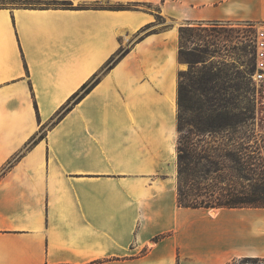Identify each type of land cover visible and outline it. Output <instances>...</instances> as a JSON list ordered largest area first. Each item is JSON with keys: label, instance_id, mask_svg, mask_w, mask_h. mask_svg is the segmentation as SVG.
<instances>
[{"label": "crops", "instance_id": "0c3cea01", "mask_svg": "<svg viewBox=\"0 0 264 264\" xmlns=\"http://www.w3.org/2000/svg\"><path fill=\"white\" fill-rule=\"evenodd\" d=\"M211 22L264 0H0V264L264 259V208L178 201L180 28Z\"/></svg>", "mask_w": 264, "mask_h": 264}, {"label": "rangeland", "instance_id": "374dc122", "mask_svg": "<svg viewBox=\"0 0 264 264\" xmlns=\"http://www.w3.org/2000/svg\"><path fill=\"white\" fill-rule=\"evenodd\" d=\"M263 29L247 22H211L201 28H187L183 44L195 52L194 60L198 63L192 69L189 65L187 79L183 82L185 106L180 109V146H187L188 118L202 112L209 113L208 109L240 114L248 118L249 123L235 134L247 137L249 160L260 163L259 172L264 169L261 167L264 165V83L252 77L255 62L253 41ZM187 98L195 104L193 111L187 110ZM233 132H225L226 137L230 138ZM228 138L225 141L231 145ZM205 139L216 138L207 134ZM181 187L184 191V176ZM263 261L247 262L243 258L232 264H264Z\"/></svg>", "mask_w": 264, "mask_h": 264}, {"label": "trees", "instance_id": "16d2710c", "mask_svg": "<svg viewBox=\"0 0 264 264\" xmlns=\"http://www.w3.org/2000/svg\"><path fill=\"white\" fill-rule=\"evenodd\" d=\"M186 32L187 27L180 28V57L192 69L198 61L194 60L195 52L183 44ZM186 79L187 70L180 74L179 123L180 109L185 106L183 82ZM89 89L88 84H85L81 89L82 95L87 94ZM192 103L187 98V110H194L195 104ZM69 109L67 107L66 110ZM208 111L187 119V146H178L179 205L192 208H264V184H260V181H264V169L259 172L260 163L254 164L249 160L247 137L235 134L247 126L249 119L217 109ZM229 130L234 131L230 138L225 135ZM207 134L216 139L207 141ZM227 138L232 141L231 145L225 141ZM183 176L184 191L181 189Z\"/></svg>", "mask_w": 264, "mask_h": 264}, {"label": "built area", "instance_id": "2783aa9c", "mask_svg": "<svg viewBox=\"0 0 264 264\" xmlns=\"http://www.w3.org/2000/svg\"><path fill=\"white\" fill-rule=\"evenodd\" d=\"M254 70L253 79L264 82V29L258 31L254 41Z\"/></svg>", "mask_w": 264, "mask_h": 264}]
</instances>
